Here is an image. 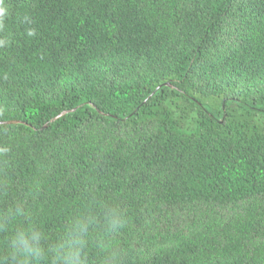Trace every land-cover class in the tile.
Here are the masks:
<instances>
[{"label": "trees", "instance_id": "1", "mask_svg": "<svg viewBox=\"0 0 264 264\" xmlns=\"http://www.w3.org/2000/svg\"><path fill=\"white\" fill-rule=\"evenodd\" d=\"M0 264H264V0H0Z\"/></svg>", "mask_w": 264, "mask_h": 264}, {"label": "water", "instance_id": "2", "mask_svg": "<svg viewBox=\"0 0 264 264\" xmlns=\"http://www.w3.org/2000/svg\"><path fill=\"white\" fill-rule=\"evenodd\" d=\"M77 109H75V110H73V111H71V112H75ZM68 113H70V112H64L62 115H60L58 118H60V117H62V116H64V115H66V114H68ZM57 118V119H58ZM18 122H10V123H7V124H17Z\"/></svg>", "mask_w": 264, "mask_h": 264}]
</instances>
